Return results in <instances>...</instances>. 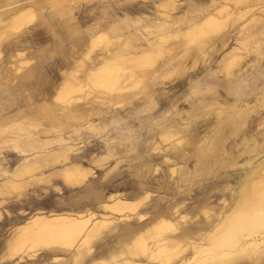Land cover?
Returning a JSON list of instances; mask_svg holds the SVG:
<instances>
[{
    "label": "rangeland",
    "instance_id": "374dc122",
    "mask_svg": "<svg viewBox=\"0 0 264 264\" xmlns=\"http://www.w3.org/2000/svg\"><path fill=\"white\" fill-rule=\"evenodd\" d=\"M76 5L78 9L72 11L77 16V20L78 15L84 12L93 18L94 14L99 12L98 8L103 6L107 8L108 17L95 27L99 29L108 25V34L113 42L107 46L106 41L100 43L94 51L90 52V59L98 58L106 52L111 55L117 50L124 51L127 48L122 41L125 35L134 39L135 43H145L146 39L160 40L161 36L166 34L165 41L162 43V52L159 55L154 54L155 64L166 61L172 56L170 62L174 64V67L186 65L187 74L182 69V75L179 76L178 67L174 71L167 68L160 69L157 80L165 82V86L160 88V91H165L162 99L159 95V99L148 101L137 110L128 113L122 124L105 118L104 115L110 110L112 104L107 102L105 96L96 94L87 95L79 102L72 103L71 109L81 117L76 120L70 118L65 109H59L51 95L54 86L62 80L61 68L75 70L67 73V79H72L74 75L79 76V79L83 78L85 69H82L78 63L84 58L82 50L96 28L91 29V32L85 29V35L81 39L69 40L71 36H74L73 23L68 25L65 22L63 9L58 7L49 23L31 24L4 40V52L0 55V72L2 73H0V91H2L0 92V111H3L0 112V127L5 128L0 132V143H2L0 144L2 152H0V185L4 179L3 176L12 175L23 163L33 162L36 159L40 168L36 171L37 178L28 179L24 193L22 192L21 195L16 196V190L0 194V199L2 196L5 198L0 205V264H79L74 261L75 256L72 250L45 252L38 249L33 260L25 259L28 257L27 252H23V258L19 262H16L15 256L8 259L5 251L8 238L6 236L10 235L16 224L24 222L30 214L41 207L58 211L57 208L62 206L58 212L87 208L102 211L97 208L96 203L104 199L110 191L115 190L127 192L126 194L130 192L128 195L129 197L133 195L132 199L140 197L144 191L149 190L148 197L137 209L145 214L146 220L158 214V216H166L176 209V231L182 235L178 238L182 242L191 238L208 244L230 214L242 206L244 197L246 199L250 192L249 179H264V0H77ZM170 6L172 9H169ZM220 6L223 8L220 15L221 21L216 29L208 33L211 36L215 34L214 37H207L208 34L202 37L208 41H214L218 34H227L228 40L223 49L206 48L205 51H209L207 56H200L197 62H193L195 51L191 55L184 52L189 37L182 32H179L177 36L170 34L173 27L157 28L158 23L165 17L163 12L173 16H183L186 19L204 7H206L205 13H209ZM88 8L92 9L90 13L86 11ZM240 12L244 13L237 18ZM90 17H86L80 23L85 25ZM242 23L245 24L243 27ZM135 37L139 39L136 40ZM239 38L242 39L237 42ZM57 40H62V46L59 48L53 47ZM234 45L238 47L235 64L229 66L226 65L227 62H224L225 64L220 62L222 54ZM52 47L53 52L63 61H66L69 52L73 56H79L77 66L75 68H72L70 64L60 66V60L51 51ZM16 49L21 50L22 55L10 57ZM6 64L8 70L4 68ZM226 66L229 68L227 69ZM123 70L124 75L134 71L128 65ZM193 75L198 76L187 84L188 78ZM168 95L171 97L169 101H167ZM145 97L146 94L140 95L132 103L120 108L134 106ZM36 112H45L50 121L59 125V132L53 130L48 122L45 127L39 125L33 127L32 120ZM18 124L25 126V129H19ZM169 131L173 133V136L163 141L160 133H169ZM13 139L16 143L12 141ZM26 141H29V144ZM32 141H34L33 144ZM64 143L67 146L70 144L68 154L70 160L84 165L87 163L86 166L92 167L95 171L93 178L73 188H66L57 174L59 169L57 167L62 161L60 147H63ZM90 145L95 148H89ZM156 145H159V150H154ZM119 147L122 149L118 150ZM94 153L97 154L96 157ZM170 166L175 168L173 174L170 172ZM57 185L62 191L57 190ZM207 197L208 200H206ZM4 209L9 212V215ZM23 211H27V214ZM114 224L109 225L110 228L108 227L96 239L94 238L95 241L92 240L90 243L92 259L86 257L88 259H84L85 262L109 258L118 255L120 250H125L130 241L131 231L139 224V221L135 216L128 219V222L122 219L116 220ZM122 227L125 228L122 229ZM170 234L173 233L170 232ZM105 238L107 240H103ZM98 242L99 244H96ZM102 242L106 252L101 246L99 247ZM96 247L101 248L102 251L97 250ZM190 253L191 249L186 248L183 255ZM52 255H59L60 258L58 261L52 260ZM128 257L130 258L129 254H123L117 258L124 260L129 259ZM256 257V254L234 253L229 259L207 264H264V257H261V260H257ZM45 258L48 261H44Z\"/></svg>",
    "mask_w": 264,
    "mask_h": 264
},
{
    "label": "bare ground",
    "instance_id": "6f19581e",
    "mask_svg": "<svg viewBox=\"0 0 264 264\" xmlns=\"http://www.w3.org/2000/svg\"><path fill=\"white\" fill-rule=\"evenodd\" d=\"M173 1H175V0H173ZM76 3H77V0H0V55L2 54V52H4V40L6 38H8L11 34H14L18 31L22 30L23 28L28 27L31 24H34L35 21H37V20H47L48 18L52 17L55 14V9H57L58 7H61L63 9L62 12H66L68 10H76L77 9ZM166 6H168V4H166ZM98 9H99V12H102V13H104L107 10V8L104 6L101 8H98ZM169 9H172V7L170 6ZM222 9L223 8L220 6L219 8L217 7L215 10H213L209 13H206V14H203V13H201V11H198L197 13L195 12L196 13L195 15H193V16L191 15V17H188L186 19L183 16L182 17L176 16L177 22H175V23L177 24V26H180V27L177 29V31H175L174 30L175 29L174 23H173L172 24L173 28L172 27L171 28L173 29L174 32L171 31L170 34L177 36V34L179 32H182L185 36L189 37V41L187 42V44L184 47V52H187V53H189V55H191L195 51L193 62H197V59L200 56H202V57L207 56V53L209 51H207V50L205 51L206 48L209 50H215L216 48H218V49L220 48L218 46V43H214V45L212 46V44L207 42L205 40V38H203L202 36L204 34H208L211 30L216 29V26L219 25V23L221 21L220 20L221 11H223ZM246 11H244V12H246ZM244 12H240V14L238 13L237 18L239 16H242ZM162 14H165V16H167L170 13H166V12L164 13L163 12ZM162 14H161V16H162ZM255 19H259V18H255ZM99 22L100 21L97 20L96 26H97V24H99ZM100 24H101V22H100ZM182 24H184V25H182ZM243 24L244 23L241 24L242 27H243ZM108 28H109L108 25H106L102 28H99V29L96 28L95 31L90 34V37L86 43V47L82 50L83 57L86 60L84 58H82V59H80V61H79L80 63L78 64L82 67V69L83 68L85 69V71L83 73L84 74L83 78L79 79V76L74 75L72 79H67L66 78L67 73L70 71L74 72L75 70L74 69H61L62 80L54 86V91H53L51 97L56 102L59 109H65L67 111V113H70L73 117L78 118L79 115H77L73 111V109H71L72 103L79 102L83 97H85L87 95H90V94L103 95L107 98V102H110L114 107H122V106L124 107L127 104L132 103V101H134L136 98H138V96L140 94L144 93L145 91L155 92L158 88L160 89L165 84V82L157 80V77H158L157 73L160 69H166L167 68V69H170V71H174V70H177L176 68L178 67V69H179L178 75L179 76L182 75V72H183L182 69H184V72L187 74L186 65H184L183 67H179V65H177V67L176 66L174 67V64L170 62L172 60V58H171L172 56L166 61H162L159 64H155L154 54L159 55L162 52V45H163L162 43L165 41L166 34L161 36L160 40L146 39L147 42H145V43L144 42L135 43L134 39L129 38L127 35H125V38H123L122 41H123V43H125L127 48L124 49V51L119 50V53L116 56L109 57L104 62L96 63V64H94L95 66H90L91 63H93V61H94V58L90 59L91 57H89L90 52H92L103 41L110 42V43L113 42L112 37L108 34ZM160 28L161 29L167 28V25L165 23H162ZM214 35L213 36L209 35L207 37L213 38ZM135 38H136V40L139 39L138 37H135ZM241 39L242 38H239L236 41L239 42ZM127 42H128V45H127ZM53 47L59 48L58 44H54ZM223 47L221 49H223ZM237 48L238 47L236 45H234V46H231L228 50H226L222 54V56L220 58V62H223V63L227 62L226 65H229V66H230V64H235V60L237 59V54H236ZM14 52L15 53L10 57H13V56L17 57V56L22 55V53H23L21 50H17V49ZM68 58L69 57L66 58V61H68V64H70V66H71L73 64V62H75V61L77 62L79 56L71 55V58L69 60H68ZM16 60H17V58H16ZM19 60H20V58H19ZM203 60H205V58ZM20 61H22V60H20ZM12 64H14V63H12ZM126 65H128L129 67H132L134 69L133 73H130L129 75H124L123 68ZM7 66H8L7 64L4 66V68H6L5 70H8ZM229 66H226L227 69L229 68ZM20 67H22V66H20ZM31 70H32V67H31ZM9 75H10V73L8 74V76ZM36 76H38V75H36ZM31 78H33V77H31ZM39 78H40V76H39ZM11 79H13L12 76H11ZM40 79H42V78H40ZM0 92H2V91H0ZM47 96H49V95H47ZM13 103H11V104H13ZM6 106H7V104H6ZM3 116H5V115H3ZM32 121H33V123H32L33 127H34V125H39V126L45 127L46 123L48 122L51 125V127L53 128V130H57V131L59 130V128H58L59 125H56L53 121H50V119H48V115L45 114V112H39V113L36 112L34 114V119ZM10 122H12V121H10ZM20 125H19V129L24 130L25 126L23 127L22 125L21 126ZM172 129H174V128H172ZM4 130H5V128H3V126L0 127V132H2ZM175 132H176V130H175ZM180 132L182 133V131H180ZM156 135H157V133H156ZM229 135H231V134H229ZM10 136H12V135H10ZM68 136L69 135L67 134V138H69ZM105 136H107V135H105ZM172 136H173V133H171L170 131H169V133H160V137L163 141L170 139ZM9 138H11V137H9ZM14 138H16V137H14ZM17 139L18 138H16V140ZM153 139H151L152 143H153ZM16 140L13 139L12 141H14L16 143ZM33 142L34 141H32V144H33ZM44 142H45V140H44ZM69 142H70V140H69ZM4 143H6V142H4ZM24 143H25V141H24ZM0 144H2V143H0ZM46 144H48V143H46ZM155 144H156V142H155ZM20 145H18V146H20ZM69 145L67 146L66 143H64L63 147H60L61 145H59L60 152H61L60 154L62 156V161H61V165L59 167H57V168H59L57 174H58V176H60L59 178H61V181H62L63 185L66 186V188L67 187L73 188L75 186L82 184L84 181L90 180L91 178H93L95 176V174H94L95 171H93L92 167L86 166L87 163H86V165H84L82 163H77V162L70 160V158H69L70 156H68L69 150H70ZM159 145H160V142H159ZM159 145H156V147H154V150H156V149L159 150V147H158ZM95 146H97V145H95ZM125 146H127V145H125ZM55 147H56V145H55ZM90 147H93V149L95 148L94 146H91V145L89 146V148ZM23 149H25V148H23ZM103 149H104V147H103ZM109 149H111V148H109ZM121 149L119 147L118 150H121ZM162 150H164V148ZM88 151H90V150L88 149ZM93 151H95V150H93ZM115 151L120 152L117 150H115ZM78 154H80V153H78ZM96 155L97 154H95V157H96ZM112 155H113V153H112ZM42 156H43V154H42ZM71 156H73V155H71ZM106 156H107V154H106ZM27 157H29V156H27ZM11 158L13 159V157H11ZM5 159H7V158H5ZM43 159H45V158H43ZM35 160L33 162L21 164L20 166L17 167L16 172H13V174L10 176L1 175V177L3 176L4 179L2 180V183L0 185V194L3 195L4 192H8V191L12 192V191L16 190L17 191L16 196L21 195L25 186L27 185L28 179L37 178L38 173L36 171L38 168H40V165ZM167 160H169L168 157H167ZM89 163H91V162H89ZM55 165H57V164H55ZM47 167H48V165H47ZM151 167H152V165H151ZM175 167H177V166H175ZM1 168L3 169V165H1ZM50 168H52V167H50ZM256 168H257V166H256ZM10 170H9V172H10ZM42 170H44V169H42ZM150 170H151V168H150ZM174 171H175L174 166H170V172L173 174ZM51 172H52V170H51ZM53 172H55V171H53ZM2 174H4V173H2ZM42 175L44 176V174H42ZM38 176L40 177V175H38ZM249 181H250L249 183H250V187H251L250 192L247 195L246 199L244 197V201L242 203V206L240 205L241 206L240 209H238L237 211L230 214V216L228 217L226 222L215 233L213 240H211V242H209L208 244H205L204 242H198L195 239H191V238L186 239L185 241L182 242V240L178 238L182 235H180L179 232L176 231L177 230V223L175 221L176 209H174L172 212L168 213V215H166V216L165 215L158 216L159 215L158 214L157 216L150 217V219L146 220L145 214L141 213L137 209L140 206V204L143 202V200H145L148 197V195L150 193L149 190L144 191V193L142 195L139 194L140 197L135 198V199L131 198L133 195L131 197H129L128 194L130 192L128 194H126L127 192L124 193L123 191L115 190V191H110L104 199H101L98 201V203H96L97 208L102 210V211L93 210V208L91 207L92 209H89V208H87L85 210H75V209L70 210L69 209V210L58 212L59 209L62 208V206H61V208H57L58 211H53L51 209H45V208L41 207V208L37 209V211H35L34 213H32L30 215L28 214L29 216L26 218V220L22 223L16 224L14 226V228L11 230V233L9 232L10 235L8 234L9 236H6V237H8L6 240V247H5L6 256L8 257V259H11L12 257L15 256L14 258H16V262H19L23 258V252H27L26 255L28 257H26L25 259H32L33 260L35 254H36V251L39 249V250H41V251L43 250L45 252H47V251L56 252L58 250H64V251H71L72 250L74 253V256H75L74 261L79 262V264H207V263H210L212 261H223V260L229 259L230 256L234 253H241V254L246 253V254H250V255L256 254V256H257L256 259L261 260V257H264V179L250 178ZM34 185L36 186V184H34ZM54 185H56V184H54ZM238 186H239V184H238ZM45 187H47V186H45ZM56 187L58 188L57 190H59V192L62 191V189L59 185H57ZM136 195H138V194H136ZM202 195H204L203 192H202ZM206 196H208V195H206ZM4 200H5V198H4V196H2L0 199V205L3 204ZM206 200H208V197ZM206 200H204V201H206ZM158 202H159V199H158ZM175 202H174V206L177 205ZM200 202H202V201L200 200ZM169 206H168V209L170 210L171 206L170 207ZM192 206H194V205H192ZM66 208H68V207H66ZM166 211H168V210H166ZM23 212L27 214V211H23ZM135 216H136V218H138L139 224H137L132 229L130 241H128L129 243L127 242L128 244H127V247L125 246L126 247L125 250L122 249V250H120V252L118 251L119 252L118 255L116 254L115 256H111L109 258H98L96 260H91L90 263L84 261V259L87 260L88 258L92 257L90 255L91 251H92V249L90 247V243L92 242V240L94 238L96 239V237H98L100 234H102L103 231L109 227V225L114 224L116 220L124 219V220H127V222H128V219L135 217ZM181 217H183V216H181ZM202 219H204V218H202ZM118 224H120V223H118ZM114 225H116V224H114ZM123 228H125V227H122V229ZM119 229L121 230V227ZM120 230L117 229V231H120ZM123 231L121 233H123ZM170 232H172L173 234H170ZM113 234H115V232ZM113 234H111V235H113ZM105 236H107V235H105ZM108 236L110 238V235H108ZM101 237L103 238V236H101ZM95 239H94V241H95ZM101 240H100V243H101ZM103 240H107V239L105 238ZM114 241H116V240H114ZM111 242H110V244L112 245ZM96 244H99V242ZM100 246H101L102 250L105 251V246L102 247L103 242L101 245H99V247ZM106 246H107V244H106ZM116 247H117V245H116ZM120 247H122V246H120ZM97 248L98 247H96V249ZM101 248H98L97 250H99V249L101 250ZM113 248H115V247H113ZM186 248L191 249V253L189 255H186V254L183 255V252L186 250ZM224 248H227V249H224ZM29 252H31V253H29ZM94 253H96V251ZM111 254H113V253H111ZM123 254H129L130 258L128 257L129 259H124L125 258L124 257L123 258L124 260L117 258ZM41 255H42V253H41ZM86 257H88V258H86ZM51 258H52V260L58 261L60 256L59 255H52ZM72 259H74V258H72ZM46 260L47 259L45 258L44 261H46ZM37 261H38V259H37ZM10 264H13V263H10Z\"/></svg>",
    "mask_w": 264,
    "mask_h": 264
},
{
    "label": "crops",
    "instance_id": "0c3cea01",
    "mask_svg": "<svg viewBox=\"0 0 264 264\" xmlns=\"http://www.w3.org/2000/svg\"><path fill=\"white\" fill-rule=\"evenodd\" d=\"M86 11L88 13H90L92 11V9L88 8V10H86ZM200 11H201V13L206 14L205 13L206 12V7H204ZM107 13H108L107 10L104 13H102V12L95 13L94 14L95 16H93V18H92L87 13L84 12L83 14L78 15V20H77V16L73 13L72 10H68L66 12H63L62 14L65 16V19H66L65 22H67L68 25L71 24V22L73 23L74 36H71L69 38V40H71V39L74 40V38H75V40L76 39H81L85 35L84 34L85 29H88L91 32V29H93L96 26L97 20H99L101 23H103L102 21L105 20L108 17V14ZM86 17H90V18L88 20V23H86L85 25H83L80 22H83V20H85ZM50 19H52V17L48 18L47 20H38L37 23L35 22L33 25H35V24H39L40 25V24H43V23H49V20ZM175 22H177L176 16H173L172 14H169V15L165 16L160 21V23H158L157 28H160V26L162 25V23H165L167 25V27H172V24L174 23V28H175L174 30L177 31L178 26H177V24ZM228 37L229 36H227V34H218L214 41H208L207 39H205V40L207 42H209L210 44H212V46L214 45V43H218V46L220 47L219 49H221L223 46H225V44H226V42L228 40ZM56 44H58L59 47L62 46V40H57ZM109 44H111V43L110 42H107L105 45L107 46ZM53 50L54 49L52 47V49H51L52 53H54ZM215 50H218V48H216ZM106 51H108V49H106ZM118 53H119V50L112 52L111 55H108L107 52H106L103 55H101L100 57L94 58L93 63L96 64V63L104 62L107 58L116 56ZM55 56L60 60V62H59L60 63V66L61 65H64L65 66L66 64H68V61L66 62L65 60L64 61L61 60L58 57L57 54H55ZM67 57H69L68 60L71 58V53L70 52L67 53L66 58ZM76 66L77 65H76V61H75V62H73V64L71 65V67L72 68H75ZM90 66H95V65H90ZM196 76H198V75L190 76L188 78L187 84H189L190 82H192L193 79ZM163 92H165V91H163V90L160 91L159 88L155 92L145 91L144 93L140 94V95L146 94V97L140 103L135 104L134 106H129V107L125 108V109L124 108H120V107H114L112 105V107L110 108V110H108L107 113H105L104 116H105V118L106 117L107 118H110L111 122H116V123H121L122 124V123H124L125 117L128 115V113L137 110L141 106L145 105L146 102H148V101H154V100L159 99V97H158L159 95H160V97L162 99V96L164 95ZM167 99H168L167 101H169L171 99V97L168 95ZM67 114H68V116L70 118H75L76 120L78 118L81 119L80 116L78 118H76V117H73L70 113H67ZM88 125H89V123H88ZM89 126H91V125H89ZM5 213L9 215V212L7 210H5Z\"/></svg>",
    "mask_w": 264,
    "mask_h": 264
}]
</instances>
